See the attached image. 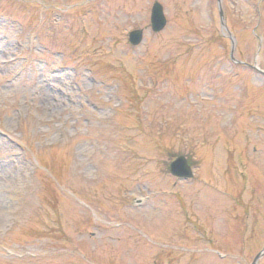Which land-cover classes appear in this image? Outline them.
Masks as SVG:
<instances>
[{"label": "rangeland", "instance_id": "obj_1", "mask_svg": "<svg viewBox=\"0 0 264 264\" xmlns=\"http://www.w3.org/2000/svg\"><path fill=\"white\" fill-rule=\"evenodd\" d=\"M220 1L0 0V264L253 263L264 0Z\"/></svg>", "mask_w": 264, "mask_h": 264}, {"label": "water", "instance_id": "obj_2", "mask_svg": "<svg viewBox=\"0 0 264 264\" xmlns=\"http://www.w3.org/2000/svg\"><path fill=\"white\" fill-rule=\"evenodd\" d=\"M220 0H218L219 3V8H220V18L221 22L223 20V13L222 9L220 6ZM151 30L154 33H160L161 31L164 30L166 26V18L164 15L163 7L159 3H154L152 10H151ZM129 43L136 47L139 46L142 43L143 40V33L140 30H135L132 31L129 34ZM231 58H232V53H231ZM233 60V58H232ZM234 61V60H233ZM259 74L264 76V71L260 70L257 67H253ZM169 172L171 176L179 179V180H190L193 178V170L191 166L189 165V162L186 157L184 156H179L176 159H174L170 164H169ZM264 256V249L254 258L252 264H258L259 260L261 257Z\"/></svg>", "mask_w": 264, "mask_h": 264}]
</instances>
